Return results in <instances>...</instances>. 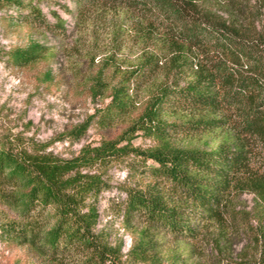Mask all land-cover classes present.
Segmentation results:
<instances>
[{
    "label": "trees",
    "instance_id": "trees-1",
    "mask_svg": "<svg viewBox=\"0 0 264 264\" xmlns=\"http://www.w3.org/2000/svg\"><path fill=\"white\" fill-rule=\"evenodd\" d=\"M76 4L80 13L105 6L129 10L140 17L136 32L141 39L154 38L166 51L171 83L154 82L142 112L120 135L141 131L155 144L139 149L129 141L119 145L125 137L103 139L62 158L44 149L14 152L0 142V203L15 214L0 224V231L34 250L44 264H127L126 258H156L160 238L195 240L201 225L222 220L235 192H251L264 220V0ZM9 6L25 3L0 0V9ZM39 15L36 7L28 21L50 28ZM41 49L32 43L13 49L9 57L24 65L40 58ZM155 55L149 52L110 88V101L99 117L102 126L132 106L129 81L155 80L160 60ZM178 134L219 135L220 140L203 148L181 146L172 139ZM129 153L142 160L152 182L124 190L122 221L137 224L123 253L121 243L112 244L96 229L97 198L109 185L93 169ZM147 160L152 164L145 165Z\"/></svg>",
    "mask_w": 264,
    "mask_h": 264
},
{
    "label": "rangeland",
    "instance_id": "rangeland-1",
    "mask_svg": "<svg viewBox=\"0 0 264 264\" xmlns=\"http://www.w3.org/2000/svg\"><path fill=\"white\" fill-rule=\"evenodd\" d=\"M24 3V7L0 9V142L14 152L44 149L62 158H70L82 146L98 145L103 139L125 137L119 145L129 141L139 149L154 145L155 141L141 131L120 136L142 112L154 82L170 84L172 80L167 73L170 62L166 51H161L154 38L143 40L137 34L140 17L110 6L80 13L76 0ZM36 7L50 28L28 21ZM58 18L63 21L61 26ZM32 43L42 46L43 55L24 65L13 63L9 53ZM149 52L160 57L155 80L140 85L129 81L132 106L111 125L102 126L99 117L110 101V88ZM181 77L177 78L180 85ZM83 125L86 128L81 132ZM172 139L181 146L203 148L217 143L220 136L178 134ZM143 165L140 158L129 153L93 169L102 172L109 185L97 198L96 229L102 230L112 244L121 243L123 253L133 242L131 229L137 223L122 221L120 205L125 189L144 188L152 182ZM260 208L251 192H235L222 220L201 225L195 240L160 238L156 258L125 260L127 264H264ZM12 217L14 212L0 203V224ZM0 264L44 262L30 247L0 231Z\"/></svg>",
    "mask_w": 264,
    "mask_h": 264
}]
</instances>
